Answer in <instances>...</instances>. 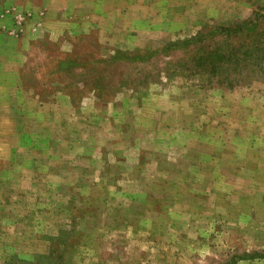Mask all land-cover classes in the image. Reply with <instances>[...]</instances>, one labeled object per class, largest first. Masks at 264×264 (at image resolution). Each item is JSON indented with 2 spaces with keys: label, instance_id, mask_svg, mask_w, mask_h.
I'll return each instance as SVG.
<instances>
[{
  "label": "rangeland",
  "instance_id": "1",
  "mask_svg": "<svg viewBox=\"0 0 264 264\" xmlns=\"http://www.w3.org/2000/svg\"><path fill=\"white\" fill-rule=\"evenodd\" d=\"M0 264H264V0H0Z\"/></svg>",
  "mask_w": 264,
  "mask_h": 264
}]
</instances>
